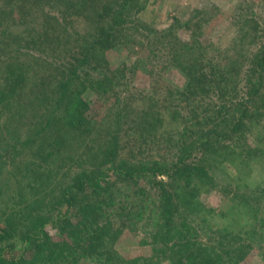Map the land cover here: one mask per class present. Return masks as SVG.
Listing matches in <instances>:
<instances>
[{"label":"trees","instance_id":"1","mask_svg":"<svg viewBox=\"0 0 264 264\" xmlns=\"http://www.w3.org/2000/svg\"><path fill=\"white\" fill-rule=\"evenodd\" d=\"M147 4L0 0V264H76L147 227L145 264L244 261L238 244H205L199 222L202 194L225 167L239 189L264 156V25L246 18L214 56L197 36L179 40L178 18L163 29L142 22ZM121 46L161 51L158 73L185 78L168 105L142 91L133 110L121 106L127 70L139 66L112 67ZM110 94L109 120L92 127L93 106ZM51 226L70 240L55 241ZM254 228L264 233V220Z\"/></svg>","mask_w":264,"mask_h":264},{"label":"rangeland","instance_id":"2","mask_svg":"<svg viewBox=\"0 0 264 264\" xmlns=\"http://www.w3.org/2000/svg\"><path fill=\"white\" fill-rule=\"evenodd\" d=\"M248 17H255L264 25V0H148L146 10L140 14L142 22L158 29L169 27L174 19L178 18L181 24L179 40L183 42L190 36H197L214 56L220 49L223 50L232 44L240 24ZM128 55L131 59H127ZM108 59L114 68L126 64L128 68H133L139 62V66H134L135 71L127 70V75L132 78V81L129 80L131 85L128 91L118 98L121 100V106L128 110L135 108V100L142 91L149 93L152 103L168 105L175 97L176 87L185 84V78L177 70H167L163 75L158 73L162 64L161 51H134L121 46L110 51ZM145 67L154 70V73L145 72ZM116 99L114 94H110L96 101L89 114L92 127L102 128L109 120ZM162 117L165 122L168 121L167 109L162 112ZM253 166V169L243 176L244 183L248 182V186L242 184L239 189L237 180L240 175L233 168L225 167L226 174L219 175V188L202 194L204 211L200 215L204 221L199 216V220L203 221V224L199 222L201 240L205 244L210 240L215 243L221 241L223 244H238L237 248L245 253L241 264H264V233H252L255 231V225L260 226V222L264 220V156ZM144 187L146 189L148 186ZM147 192L151 196V202L157 196L156 192L150 186ZM108 195L116 197L117 191L111 189ZM105 199L108 201L109 198L102 199L103 209L106 206ZM247 200L254 206V211L245 210ZM103 211L100 210L101 213ZM74 212L75 210L73 215ZM75 215L76 218L83 219L84 211L80 210ZM147 229L127 230L115 244L108 243L100 253L87 254L76 264H145L152 255V247L142 245L146 236L150 237ZM48 230L55 241L70 240L68 234L60 233L55 226L49 227ZM17 252L21 254L20 250ZM60 264L71 263L67 260Z\"/></svg>","mask_w":264,"mask_h":264}]
</instances>
